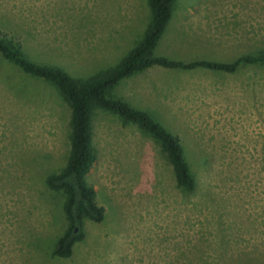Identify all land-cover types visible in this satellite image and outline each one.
Here are the masks:
<instances>
[{
  "label": "rangeland",
  "instance_id": "374dc122",
  "mask_svg": "<svg viewBox=\"0 0 264 264\" xmlns=\"http://www.w3.org/2000/svg\"><path fill=\"white\" fill-rule=\"evenodd\" d=\"M173 9L159 55L231 60L264 46V0H175ZM150 21L148 0H0V31L22 41L31 59L75 77L116 65ZM117 93L180 134L187 152L214 157L209 172L197 169L203 187L222 197L248 192L247 211H264V66L155 69ZM93 124L97 160L87 180L105 218L85 219L84 239L59 257L65 194L46 177L67 161L70 108L54 85L0 54V264H231L215 220L201 235L205 214L180 196L159 143L103 110ZM205 213L216 219V202Z\"/></svg>",
  "mask_w": 264,
  "mask_h": 264
},
{
  "label": "trees",
  "instance_id": "16d2710c",
  "mask_svg": "<svg viewBox=\"0 0 264 264\" xmlns=\"http://www.w3.org/2000/svg\"><path fill=\"white\" fill-rule=\"evenodd\" d=\"M174 3L175 0H148L151 21L141 40L116 65L102 67L81 77L73 76L59 65L31 59L22 41L0 31V54L24 73L54 85L70 108V150L67 161L59 171L51 172L46 177L50 189L64 192L63 208L68 220L66 230L57 240L54 255L70 257L75 244L85 237L84 220L102 222L105 218V208L98 204L96 189L87 180L97 160L94 116L97 110H103L116 115L123 123L135 124L145 135L159 143L180 196L194 207V211L205 214L201 219V235L209 234L204 229V224L211 219L222 230L220 246L225 249L222 255L227 261L231 264H264L263 209L256 211L255 206L250 204L252 209L247 211L243 203L250 200L246 198L248 192L237 191L232 196L222 197L219 191L203 187L197 169L204 166L209 172L214 164V157L204 150L197 151L198 156L194 152H187L180 134L172 131L150 111L132 105L117 93V89L127 79L155 69L179 72L205 70L232 74L245 65L264 66V46L243 52L231 60H186L157 54L159 42L173 18ZM263 194L264 190L257 192V199L264 201ZM213 202H216L220 213L216 219L215 214L205 213L206 206ZM229 250L233 252L228 254Z\"/></svg>",
  "mask_w": 264,
  "mask_h": 264
},
{
  "label": "water",
  "instance_id": "95a60500",
  "mask_svg": "<svg viewBox=\"0 0 264 264\" xmlns=\"http://www.w3.org/2000/svg\"><path fill=\"white\" fill-rule=\"evenodd\" d=\"M77 230V229H76Z\"/></svg>",
  "mask_w": 264,
  "mask_h": 264
}]
</instances>
